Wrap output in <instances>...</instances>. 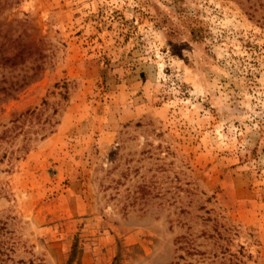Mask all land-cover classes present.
I'll return each mask as SVG.
<instances>
[{
	"label": "rangeland",
	"instance_id": "1",
	"mask_svg": "<svg viewBox=\"0 0 264 264\" xmlns=\"http://www.w3.org/2000/svg\"><path fill=\"white\" fill-rule=\"evenodd\" d=\"M27 37L0 264H264V0H0V42Z\"/></svg>",
	"mask_w": 264,
	"mask_h": 264
},
{
	"label": "trees",
	"instance_id": "2",
	"mask_svg": "<svg viewBox=\"0 0 264 264\" xmlns=\"http://www.w3.org/2000/svg\"><path fill=\"white\" fill-rule=\"evenodd\" d=\"M8 30V28H6ZM14 39H12L9 43L5 44V41L0 42V66H11L15 65L18 61L17 57L20 58V45L27 47V53L30 57L32 65L29 67L30 70L26 69V71L21 74V76H14L11 78L12 80L7 85H0L2 94H0V102L10 97V95L15 94L22 86L25 84L32 82L35 80L38 75L41 74L43 69V65L46 61V55L43 53L42 47L38 44V42L31 38H26V40L19 42L16 46H12ZM23 57V56H22ZM7 80H5V83ZM74 256V252L71 253L69 260H71ZM79 264V261L77 262Z\"/></svg>",
	"mask_w": 264,
	"mask_h": 264
},
{
	"label": "crops",
	"instance_id": "3",
	"mask_svg": "<svg viewBox=\"0 0 264 264\" xmlns=\"http://www.w3.org/2000/svg\"><path fill=\"white\" fill-rule=\"evenodd\" d=\"M101 239H103V241H105L103 245H106L107 244V235L103 236Z\"/></svg>",
	"mask_w": 264,
	"mask_h": 264
}]
</instances>
